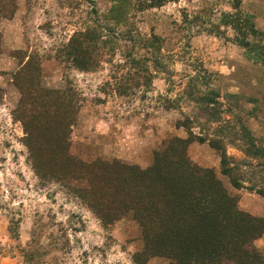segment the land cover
<instances>
[{
  "label": "rangeland",
  "instance_id": "374dc122",
  "mask_svg": "<svg viewBox=\"0 0 264 264\" xmlns=\"http://www.w3.org/2000/svg\"><path fill=\"white\" fill-rule=\"evenodd\" d=\"M12 6L0 17V264H31L28 254L36 264H173L145 255L132 213L103 225L71 191L89 187L83 174L61 183L36 175L15 111L21 94L13 78L27 57L39 64L41 87L72 90L69 153L76 160L144 170L190 133L187 161L212 170L239 210L264 219V197L255 192L264 190V158L247 157L233 135H215L219 127L235 133L242 125L264 150V0H12ZM74 57L91 62L88 69L75 67ZM134 61L149 68L150 85L125 80L134 76ZM215 108L220 124L208 120ZM214 138L227 158L246 164L236 173L244 188L222 173L221 153L209 146ZM254 246L264 257V234Z\"/></svg>",
  "mask_w": 264,
  "mask_h": 264
},
{
  "label": "trees",
  "instance_id": "16d2710c",
  "mask_svg": "<svg viewBox=\"0 0 264 264\" xmlns=\"http://www.w3.org/2000/svg\"><path fill=\"white\" fill-rule=\"evenodd\" d=\"M8 6L13 7L12 0H0V17L9 14ZM119 21V17L115 19L116 24ZM73 51L79 53L76 45ZM74 59L75 67L84 71L91 63ZM152 63L158 65L155 59ZM133 64L134 76L124 79L137 87L140 80L142 85H150L149 68L137 61ZM39 79V64L27 57L13 81L21 94L15 110L17 121L22 124L28 159L41 180L61 183L83 174L89 187L71 191L86 202L103 225L109 226L132 213L141 226L147 256L166 257L173 264H264V257L254 246L264 234V219L239 210L235 198L216 180L212 170H201L187 161L185 149L195 140L190 133L186 140H172L170 152L160 153L163 157L156 154L154 163L144 170L100 160L84 164L69 153V136L77 111L72 90L45 89ZM217 113L216 108L209 110L208 120L215 119L220 124ZM239 127V131L231 133L222 126L215 135H233V142L241 143L247 157L258 161L264 158V150L258 149L249 131ZM197 142L203 143V139ZM209 146L221 153L222 173L231 184L244 188L236 173L246 164L227 158L221 140L214 138ZM254 189L255 186L247 188ZM255 192L264 197V190ZM30 246L36 247L37 243L33 240ZM26 259L36 264L34 254H28Z\"/></svg>",
  "mask_w": 264,
  "mask_h": 264
}]
</instances>
